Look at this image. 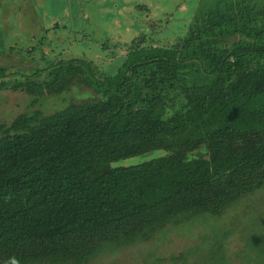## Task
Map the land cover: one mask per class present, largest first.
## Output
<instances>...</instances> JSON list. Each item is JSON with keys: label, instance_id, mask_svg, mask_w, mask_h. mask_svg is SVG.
I'll return each mask as SVG.
<instances>
[{"label": "trees", "instance_id": "obj_1", "mask_svg": "<svg viewBox=\"0 0 264 264\" xmlns=\"http://www.w3.org/2000/svg\"><path fill=\"white\" fill-rule=\"evenodd\" d=\"M191 18L171 43L148 26L113 74L61 58L11 81L0 65V92L32 107L7 122L0 108V264H97L264 186V6L215 1Z\"/></svg>", "mask_w": 264, "mask_h": 264}, {"label": "rangeland", "instance_id": "obj_2", "mask_svg": "<svg viewBox=\"0 0 264 264\" xmlns=\"http://www.w3.org/2000/svg\"><path fill=\"white\" fill-rule=\"evenodd\" d=\"M215 1L222 0H2L0 65L9 69L11 81L31 76L61 58L94 60L103 72L113 74L124 62L125 44L148 26L156 27L161 43L175 42L191 17ZM247 1L264 6V0ZM80 91L74 89L66 97L91 94L81 97ZM64 97L48 98L41 107L46 112L64 107ZM30 102L25 92H0L1 121L32 110ZM161 154L163 151L156 150L115 165L143 162ZM244 244L255 247L253 257L257 254V264H264L260 252L264 249V186L240 199L222 217H197L166 230L153 242L117 255L106 254L97 264H220V254L227 257L228 264H254L249 257L243 262ZM173 256L177 260L171 261Z\"/></svg>", "mask_w": 264, "mask_h": 264}, {"label": "clouds", "instance_id": "obj_3", "mask_svg": "<svg viewBox=\"0 0 264 264\" xmlns=\"http://www.w3.org/2000/svg\"><path fill=\"white\" fill-rule=\"evenodd\" d=\"M4 264H20V261L17 257L12 256V257H9L8 260L4 262Z\"/></svg>", "mask_w": 264, "mask_h": 264}]
</instances>
